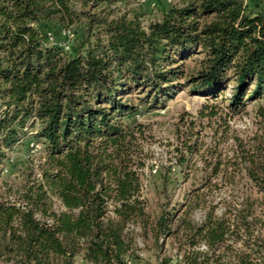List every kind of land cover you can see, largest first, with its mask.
Segmentation results:
<instances>
[{"label": "trees", "instance_id": "1", "mask_svg": "<svg viewBox=\"0 0 264 264\" xmlns=\"http://www.w3.org/2000/svg\"><path fill=\"white\" fill-rule=\"evenodd\" d=\"M145 1L0 0V176L17 147L42 144L21 184L0 191V264H135L131 225L178 242L157 264H264L253 229L264 126L235 136V156H195L191 122L179 156L158 171L161 191L178 179L173 166L186 178L199 164L203 183L243 176L249 190L235 212L213 205L200 223L188 212L203 193L186 195L179 216L152 220L142 193L148 126L134 117L183 90L220 98L233 115L264 98V0Z\"/></svg>", "mask_w": 264, "mask_h": 264}, {"label": "rangeland", "instance_id": "2", "mask_svg": "<svg viewBox=\"0 0 264 264\" xmlns=\"http://www.w3.org/2000/svg\"><path fill=\"white\" fill-rule=\"evenodd\" d=\"M150 2L144 0L147 7ZM150 17L144 18V23L156 15L155 10ZM210 109L215 110V115L210 116ZM204 115H200V111ZM134 117L147 125L148 137L143 142V150L151 156L150 167L145 170L147 176L143 179V196L147 200L145 210L154 220L159 214L177 211V216L182 213L178 203L184 201L186 195L194 196L204 194L206 203L192 207L188 215L196 223L203 221L210 206L215 205L216 215L225 212H235L240 208L242 195L249 190V181L245 177L236 178L235 183L228 179H213L203 183L202 175L209 172L203 170L199 164L187 173L186 178H181L178 168L172 167L171 176H177L176 182L170 179V185L164 192L161 191L158 171L168 165L167 159L179 156L180 141L189 132L191 122L193 130L197 132L198 153L195 156H235V136L246 139L264 126V98L248 103L246 111L241 114H231L222 100L206 99V97L190 93L187 90L180 91L172 99L166 101L165 106L151 112L137 110ZM42 154V144L39 141H27L10 153L0 176V191H5L7 185L18 186L23 180L26 164L37 163ZM155 169L157 170L155 172ZM149 170L151 172H149ZM216 182L217 185H213ZM7 184V185H6ZM219 200L222 203H217ZM258 220L253 223V229H259L261 247L264 250V204L257 206ZM133 235L135 252L140 259L135 264H157L159 258L171 255L177 248L172 236H164L162 233L155 235L152 228L141 230L138 225H131L129 229ZM242 242L234 244L238 249ZM246 246V245H245ZM242 247L243 249H246ZM200 249H205L201 244ZM230 252L227 254L229 257ZM229 259V258H228ZM234 263V262H232ZM231 263V264H232Z\"/></svg>", "mask_w": 264, "mask_h": 264}]
</instances>
